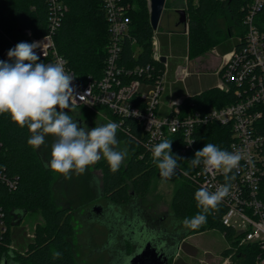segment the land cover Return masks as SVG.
Listing matches in <instances>:
<instances>
[{"label":"trees","instance_id":"obj_1","mask_svg":"<svg viewBox=\"0 0 264 264\" xmlns=\"http://www.w3.org/2000/svg\"><path fill=\"white\" fill-rule=\"evenodd\" d=\"M61 1L67 3L68 10L54 35L59 54L66 58L68 66L80 78L100 76L109 45L108 23L102 0ZM129 1L134 5L131 31L136 42L130 39L124 42L122 61L128 66H162L153 58L154 29L150 24L149 0ZM251 1L185 0L189 12V57L213 49L224 54L240 44L237 36L245 34L243 19ZM48 6V0H0V60L7 61L8 50L16 44L30 43L26 30H30L35 37L47 32ZM257 23L264 31V8L258 15ZM169 36L175 41L174 33L160 34L165 53L167 49L164 42ZM193 84L190 79L189 85ZM234 100L232 93L212 86L199 93L185 95L180 108L184 113L205 111ZM89 110L97 113L96 110ZM103 111L117 122L121 121L117 140L122 149H127L128 155L125 164L116 173L110 171L104 159L101 193L109 202L124 206L132 196L140 198L146 195L159 169L152 162L151 151L145 147L146 136L141 124L131 118L118 117L107 109ZM30 135L27 126L21 128L7 113L0 114V170L9 178L17 180L12 189L0 181V211L4 213L6 224V231L0 232V264L2 261L7 264H77L72 244L75 233L72 210L56 204V198L68 179L45 167L51 158L54 141L46 136L45 143L37 150L27 144ZM194 137V146L187 149L181 133L169 138L172 140L173 154L181 158L178 160L180 167L177 169V182L171 201L173 217L182 229L188 231L187 236L206 230L220 231L229 244L233 258L231 264H260L257 261L261 252L259 244L248 242L240 245L236 231L222 223L227 208L223 200L217 209L211 210L207 222L199 228L191 229L182 223L184 218H191L200 211L194 197L195 192L203 187L195 176L200 166L190 167L189 160L207 143L228 151L232 131L228 126L212 123L198 126ZM34 209L40 211L44 222L37 224L33 236L29 238L21 226L23 219L18 224L15 221L23 210L28 213ZM56 251L61 256L53 259Z\"/></svg>","mask_w":264,"mask_h":264},{"label":"built area","instance_id":"obj_2","mask_svg":"<svg viewBox=\"0 0 264 264\" xmlns=\"http://www.w3.org/2000/svg\"><path fill=\"white\" fill-rule=\"evenodd\" d=\"M48 3L47 32L38 37L33 36L30 30L26 32L30 43H46L44 54L39 48L36 50L40 56L38 62L62 61L65 70L76 76L72 83L77 93L83 96L82 100L77 101L76 107H86L97 112L107 109L118 117L131 118L140 123L148 150L152 145L178 133L182 134L185 149L192 148L196 142L194 132L198 126L218 123L231 129L232 141L228 151H240L243 158L239 168L228 174L234 178L229 181L230 194L223 199L227 208L221 220L224 225L236 231L240 245L248 242L259 244L261 252L257 261L264 264V31L257 23L258 15L264 8V0L251 1L243 19L245 34L237 36L240 44L221 54L220 79L215 87L232 93L235 100L209 110L186 113L180 108L184 97H175L172 86L180 79L185 81L192 74L190 64L178 65L174 71L175 79L171 80V55L162 53L156 30L152 37L153 58L162 66H128L122 61L124 42L128 39L136 42L131 31L132 2L102 0L108 23V54L101 75L83 79L68 66L54 41L55 32L60 27L68 5L61 0H48ZM162 56H166L165 61L161 60ZM168 86V111L161 114L163 96ZM107 117L109 121L121 124V121ZM190 141L193 142L189 144ZM195 176L211 192L225 183L222 169L207 172L200 165ZM0 181L10 189L17 183L16 179L9 178L1 170ZM5 225L4 213L0 211V232L6 231Z\"/></svg>","mask_w":264,"mask_h":264},{"label":"clouds","instance_id":"obj_3","mask_svg":"<svg viewBox=\"0 0 264 264\" xmlns=\"http://www.w3.org/2000/svg\"><path fill=\"white\" fill-rule=\"evenodd\" d=\"M45 45L42 41L20 42L8 50L7 61L0 60V114L7 113L21 128L27 126L31 133L27 144L34 149L38 150L45 143L47 135L53 136L51 158L45 167L65 179H70L73 171L84 173L88 166L102 158L110 171L116 173L128 155L127 149L118 150L120 125L109 121L89 129L73 119L69 113L75 109L77 101L83 99L72 83L76 76L65 70L62 61L38 62L40 56L36 50L39 48L44 54ZM150 151L162 179L176 175L181 158L173 154L172 140L163 139L152 145ZM242 158L240 151H227L212 143L195 152L189 160L190 167L203 165L207 172L222 169L225 183L212 192L207 187L195 192L200 211L191 218H184L185 226L197 229L207 222L211 210L217 209L230 194L229 181L234 177L228 174L239 168ZM184 174L187 175V171ZM60 256L58 251L53 253V259Z\"/></svg>","mask_w":264,"mask_h":264},{"label":"rangeland","instance_id":"obj_4","mask_svg":"<svg viewBox=\"0 0 264 264\" xmlns=\"http://www.w3.org/2000/svg\"><path fill=\"white\" fill-rule=\"evenodd\" d=\"M179 9L186 11L188 22L189 12L185 0H166L156 29L157 34L181 32L184 29L182 24L177 25ZM164 44L166 53L171 55L169 58L171 62H174L177 55L189 53L188 37H185L184 42H180L178 39L173 41L169 36ZM192 60L195 69L215 70L221 63V53L213 49L193 57ZM177 61L184 64L186 60L182 58ZM171 78L175 79L174 76ZM186 84L180 79L173 86L170 85L173 89L186 90ZM69 114L89 129L110 120L105 112L96 113L85 107H75ZM47 137L54 141L53 136ZM121 149L118 144V150ZM103 162L102 158L88 166L84 173L73 171L61 194L56 198L58 206H67L72 210L75 228L72 244L77 264H129L127 259L129 255L148 240L158 244L165 243L170 247L177 236L176 233H170L171 227L178 223L171 213L177 175L165 180L160 177L158 171L144 197L132 196L130 202L124 206L104 201L107 204L104 214L92 220L91 213L96 216L94 208L98 204L101 205L98 202L101 197ZM43 222L40 211L34 209L24 216L21 226L26 230V234H34L37 224ZM181 229L179 225L178 231ZM27 237L31 238L30 235ZM232 261L229 244L224 235L218 230H206L186 236L178 254L173 257L172 264H231Z\"/></svg>","mask_w":264,"mask_h":264},{"label":"water","instance_id":"obj_5","mask_svg":"<svg viewBox=\"0 0 264 264\" xmlns=\"http://www.w3.org/2000/svg\"><path fill=\"white\" fill-rule=\"evenodd\" d=\"M166 0H149L150 4V24L154 30L159 26L161 15L164 9ZM179 20L177 24H187L186 11L184 9H179ZM162 61L166 60V56H162ZM100 205H97L94 209L98 211ZM27 214L26 210L21 212L20 217L15 221V224H18L23 217ZM188 231L181 229L176 232L174 238L175 241L172 245L167 247L165 243H155L154 241L148 240L145 244L139 246V248L134 251L129 257V264H172V259L175 255L178 254L181 243L184 239V236H187ZM181 235V236H180ZM127 260V262H128ZM1 264H7L5 261H2ZM9 264H17L15 262H10Z\"/></svg>","mask_w":264,"mask_h":264},{"label":"crops","instance_id":"obj_6","mask_svg":"<svg viewBox=\"0 0 264 264\" xmlns=\"http://www.w3.org/2000/svg\"><path fill=\"white\" fill-rule=\"evenodd\" d=\"M177 25H179V24H177ZM182 25H183L184 29L181 32H178V31H171L170 32V34L174 33L175 39H178L180 42H182V41L184 42L185 37H188L187 24H185V25L182 24ZM158 37H159V40L161 43L160 34H158ZM161 50H162L163 54H167L162 49V43H161ZM187 57H188V54H185V55L180 54V55H177L174 62L170 61V70H169L170 79H172L171 76H174V71H175L176 67L178 65L182 64V63H179L177 60H182V58H184L186 60L185 63L189 62L191 72H192V74L189 77H187V79L185 80V82L187 83L185 86L186 90L177 89L178 90L177 91L176 89L172 88L173 89V95L175 97H184L185 95H188V94H191L194 92L199 93L208 87L216 86L217 83L219 82V79H220V75H219L220 64L215 70L211 69L209 71H206V70H201L199 68L195 69L194 62H193L192 58L187 59ZM190 79L193 80V82H194V84L192 86L189 85ZM169 91H170V88L167 87V90L163 96L164 102L162 104V108L160 109L161 114H165L168 111V102H169V98H170ZM178 92H179V95H177Z\"/></svg>","mask_w":264,"mask_h":264},{"label":"flooded vegetation","instance_id":"obj_7","mask_svg":"<svg viewBox=\"0 0 264 264\" xmlns=\"http://www.w3.org/2000/svg\"><path fill=\"white\" fill-rule=\"evenodd\" d=\"M100 193H101V191H100ZM101 195V197H100V201L98 202V203H100L101 205H100V207L98 208V211L97 210H95L94 209V211L96 212V216H93L92 215V213H91V218H92V220L95 218V217H99L100 215H102V214H104V212H105V208H106V203H104V201H106V202H108L109 200H107V199H105L104 197H103V195H102V193L100 194ZM99 205V204H98ZM90 211V210H89ZM93 214H94V212H93ZM164 220V219H163ZM162 220V223L164 222ZM156 222V221H155ZM178 229H179V224L178 223H175V225L173 226V227H171V230H170V233H176V232H178ZM172 231V232H171Z\"/></svg>","mask_w":264,"mask_h":264}]
</instances>
